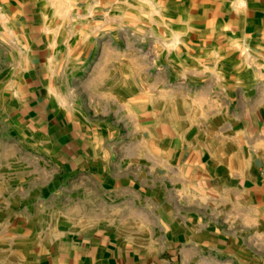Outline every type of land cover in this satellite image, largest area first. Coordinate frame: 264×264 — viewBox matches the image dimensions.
<instances>
[{
  "label": "crops",
  "instance_id": "crops-1",
  "mask_svg": "<svg viewBox=\"0 0 264 264\" xmlns=\"http://www.w3.org/2000/svg\"><path fill=\"white\" fill-rule=\"evenodd\" d=\"M0 42L67 181L16 264H264V0H0Z\"/></svg>",
  "mask_w": 264,
  "mask_h": 264
},
{
  "label": "rangeland",
  "instance_id": "rangeland-1",
  "mask_svg": "<svg viewBox=\"0 0 264 264\" xmlns=\"http://www.w3.org/2000/svg\"><path fill=\"white\" fill-rule=\"evenodd\" d=\"M9 60L0 42V86ZM64 175L55 169L52 155L43 152L42 142L27 135L17 122L7 120L0 105V264L18 261L16 256L24 245L23 226L35 225L40 219L51 222L57 209L66 212L67 181L55 182Z\"/></svg>",
  "mask_w": 264,
  "mask_h": 264
}]
</instances>
